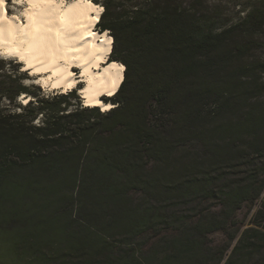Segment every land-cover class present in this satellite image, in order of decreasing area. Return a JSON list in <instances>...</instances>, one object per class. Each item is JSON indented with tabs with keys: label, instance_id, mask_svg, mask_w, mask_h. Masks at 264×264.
<instances>
[{
	"label": "trees",
	"instance_id": "16d2710c",
	"mask_svg": "<svg viewBox=\"0 0 264 264\" xmlns=\"http://www.w3.org/2000/svg\"><path fill=\"white\" fill-rule=\"evenodd\" d=\"M187 1L103 0L110 110L0 107V264H264V4L227 24Z\"/></svg>",
	"mask_w": 264,
	"mask_h": 264
},
{
	"label": "bare ground",
	"instance_id": "6f19581e",
	"mask_svg": "<svg viewBox=\"0 0 264 264\" xmlns=\"http://www.w3.org/2000/svg\"><path fill=\"white\" fill-rule=\"evenodd\" d=\"M24 7L28 8L29 15L13 23L28 26L27 30L31 33L28 39L33 48L28 52L22 51V54L27 59L36 56L37 53H55V57H48L50 59L65 54L66 59L56 58L52 68L67 66L73 74L57 83L65 75L64 73L53 76L52 69L35 73L40 76L42 83L47 79V84L43 83V85L50 86V89L58 87L70 89L80 81H84V86L81 87L84 104L100 105L103 110L109 107L111 109L113 102H104L101 96L112 95L118 89L123 78L124 64L116 59H108L112 46V43H107L109 38L112 41L108 30L98 31L94 28L100 17V14L97 16V7L102 6L92 0H62V2L61 0H24ZM8 9L6 5L4 13L11 17L13 13H9ZM12 31L11 26L0 19V48L6 46V41L12 40L10 35ZM14 58L21 63L22 67H26L25 61L19 60L18 56ZM69 60L72 61L71 65L68 63ZM75 67L81 70L80 76L83 77L81 80H77V76L74 75ZM26 69H29L32 74V68ZM47 89L49 90V87ZM89 99L98 100L100 103H85Z\"/></svg>",
	"mask_w": 264,
	"mask_h": 264
},
{
	"label": "rangeland",
	"instance_id": "374dc122",
	"mask_svg": "<svg viewBox=\"0 0 264 264\" xmlns=\"http://www.w3.org/2000/svg\"><path fill=\"white\" fill-rule=\"evenodd\" d=\"M203 3V6L206 8L207 11L210 12H221L222 13V20H224L227 24L235 23L240 21V19L244 16V14L249 10V8L253 5H257L260 3L264 4V0H201ZM186 2H188L186 0ZM11 3V0H6V5ZM103 7L101 3H98ZM10 9V10H9ZM9 13H13V9L9 8ZM104 9V7H103ZM104 11V10H103ZM101 15V14H100ZM99 21V20H98ZM97 22L94 25V28L98 31L101 30L96 25ZM110 36L112 37V46L114 45V37L113 35L108 31ZM256 43L254 44L255 49L253 50V55L257 57L264 58V25L262 27V30L256 34L255 37ZM109 56V54H108ZM15 56L8 57L7 59L0 57V102H3L4 100H7V104L1 107L5 112H17L13 109H20L22 111V106L25 105L23 103L18 102L17 97L20 95H24L25 98L31 97L33 100L32 105H35L37 103L36 98L38 96L44 95H52L56 92H66L69 91V89H63L62 87L55 90H51L50 86H44L43 83H35L36 80H41L39 75L30 74L28 70L21 71V69H26V67H20L21 63L14 58ZM109 59V58H108ZM107 61V60H106ZM105 61V62H106ZM104 62V63H105ZM103 63V64H104ZM74 75L77 76V80H81L83 77L80 76L81 70L80 68H74L73 69ZM30 80L33 81V83H30L28 85H24L22 83L23 80ZM19 86H26L27 89L25 91H22L20 93H16V90ZM77 86L83 87L84 84H82V81L79 82ZM49 87V90L47 89ZM47 90H45V89ZM81 90H77V93L79 94ZM16 93V94H15ZM10 94H15V96L10 97ZM80 96V95H79ZM110 96V95H109ZM68 104L66 106L65 112L72 111L75 107H78L79 104L84 105V100L82 98V94L79 98H69ZM106 102H110L109 100H106ZM113 102V101H111ZM86 103V102H85ZM93 106V105H92ZM110 110V109H109ZM106 111V110H104ZM19 112V111H18ZM41 114L39 113L35 118L34 121L38 118H41V121L44 120V116L41 117ZM250 203H243L242 207L237 211V218L242 221L244 218L245 220H249L251 218L253 210L256 208L253 207L250 211L249 209ZM208 205V202L203 203L202 207H206ZM264 223V222H263ZM213 239L215 242H222L224 239V235L222 233H216L213 235Z\"/></svg>",
	"mask_w": 264,
	"mask_h": 264
},
{
	"label": "clouds",
	"instance_id": "9594fccd",
	"mask_svg": "<svg viewBox=\"0 0 264 264\" xmlns=\"http://www.w3.org/2000/svg\"><path fill=\"white\" fill-rule=\"evenodd\" d=\"M62 2V0H61ZM101 3H103V0H101ZM19 5V7H18ZM6 6V0H0V19H3L6 23V25L11 26L13 29L12 32H10V35L12 36V40L6 41V46L0 48V57H3L7 59L10 56H18L19 60L25 61L26 68H32V74L39 73V72H46L49 69H52V75L55 76L60 73H64L65 75L61 77V80L57 81V83H60L65 79L67 76L73 75L69 70L67 66H60L56 68H52V65L56 63V58L58 59H66L65 54H61L56 58H48V57H55V53L49 52L47 54L44 53H37L36 56H33L31 59H27L23 52H28L33 48V45L31 41L28 39L29 35L31 34L27 29V25H20L19 23H13L14 21L18 22L21 17H27L29 15L28 8L24 7V0H11V3L7 4L8 8L13 9V15L9 17L4 13V9ZM59 7V6H57ZM103 7H97V16L103 12ZM47 23H51V21H46ZM107 35V33H105ZM73 39H76V37H73ZM14 41V42H13ZM107 43L111 44V38L108 39ZM69 65H71L72 61L69 60ZM34 65H38L35 66ZM78 66V65H77ZM115 66V65H113ZM26 69H21V71H24ZM87 71V69H85ZM35 83H41V80L34 81ZM22 83L24 85H28L30 83H33V81L30 80H23ZM44 84H47V79L43 80ZM118 83V81H117ZM55 86V85H53ZM71 86V85H70ZM115 91V89H113ZM111 94V93H110ZM80 95V94H79ZM113 95V94H112ZM110 95V96H112ZM109 97V96H108ZM83 98V97H82ZM31 99V97L25 98L24 95H20L17 97L18 102L27 104L28 100ZM105 101L107 98H104ZM86 103L92 104H99L100 101L98 100H87ZM7 104V100H4L3 102H0V107H3ZM85 105V104H84ZM113 106V105H112ZM14 111H20V109H13ZM109 110V109H108ZM107 111V110H106ZM43 114H41V117ZM36 125L41 124V118H38L34 121Z\"/></svg>",
	"mask_w": 264,
	"mask_h": 264
}]
</instances>
